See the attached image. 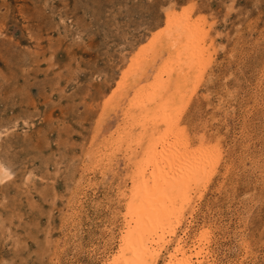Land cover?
<instances>
[{
  "label": "rangeland",
  "instance_id": "1",
  "mask_svg": "<svg viewBox=\"0 0 264 264\" xmlns=\"http://www.w3.org/2000/svg\"><path fill=\"white\" fill-rule=\"evenodd\" d=\"M177 25L196 39L192 92L181 70L163 85ZM133 108L167 110V141L209 167L184 210L165 202L184 212L155 264L179 242L193 264H264V0H0V264L119 258L154 171Z\"/></svg>",
  "mask_w": 264,
  "mask_h": 264
},
{
  "label": "bare ground",
  "instance_id": "2",
  "mask_svg": "<svg viewBox=\"0 0 264 264\" xmlns=\"http://www.w3.org/2000/svg\"><path fill=\"white\" fill-rule=\"evenodd\" d=\"M162 38L163 42L167 40V44L162 46H166L169 51L177 48L179 52V62L177 63L178 69H172L170 74L168 73V78L166 77L167 79L163 82L164 87L167 86L168 81L172 79V76L176 74V71L181 70L183 72L182 75L185 77L187 76L188 84L186 86H188L189 91L192 92V86L190 85L193 81V78L195 77V65L193 60L194 58H197L198 52L197 46L195 44L196 39L195 36H193V32L185 29L183 25H177L176 27L167 28L165 30V36ZM149 53L151 52H148V54ZM146 57L148 56L146 55ZM142 73V65H139L138 68H136L135 71L130 74V79L127 81V86L138 83ZM178 94H180L179 91ZM130 114V123L138 125L139 127L136 129V132L128 129L129 131H127V133L130 132L134 133L133 135H135V133L142 134L143 132V137L149 142L150 152L148 157L150 158L147 159V163L153 165L152 169L154 171L152 172L153 175L151 176L153 178V184L151 183V185L149 182L144 183V178L142 179V176L140 174L138 175L140 178V181L138 180L140 183L138 188L140 193H142V197L137 195L138 198H136H140L138 212L136 213L139 216L129 231L124 229L127 231L126 236L123 237L124 245L119 248V258H115L113 260V264H155V254L157 253L156 246L158 245L160 248L162 244L169 245L171 243L172 236L176 230L174 222H179L182 213L184 212L183 210L187 206V200L190 198H188V191L191 189L192 184H197L200 181H202V183L205 182L204 180L207 178L209 167L207 163L203 162L200 158H193L190 155L179 153L180 150L179 148H176V143L174 144V147L171 142L169 143V141H167V139H170V137L167 138L168 134L165 133V129L171 121V119L168 118L167 110L164 109L162 115L158 118H155L153 115L148 116L146 110L141 112V110L137 111L135 108L132 109ZM151 120L152 122L150 123L149 121ZM159 123L163 124L161 129H157ZM6 172V169L0 166V176H7ZM180 183L185 185V192L182 197L178 195V186ZM144 185L147 187L146 194ZM157 193L160 195H156ZM171 198H183V203H180L181 205L183 204V210H178L175 212V220L173 216L168 213L166 205H164L165 202L173 201V203H175V200H172ZM158 199H161L163 204L160 203ZM174 246V251L168 252L167 262L165 264H193L191 256H189V258L186 257L185 259V252L183 251L180 242L177 244L175 243ZM165 248L166 247H164V249ZM200 252V250L195 251L194 257H197Z\"/></svg>",
  "mask_w": 264,
  "mask_h": 264
}]
</instances>
